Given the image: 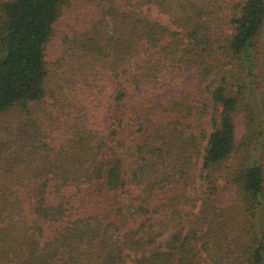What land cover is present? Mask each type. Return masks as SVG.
I'll use <instances>...</instances> for the list:
<instances>
[{"label":"trees","instance_id":"1","mask_svg":"<svg viewBox=\"0 0 264 264\" xmlns=\"http://www.w3.org/2000/svg\"><path fill=\"white\" fill-rule=\"evenodd\" d=\"M0 161V264H264V0H0Z\"/></svg>","mask_w":264,"mask_h":264},{"label":"rangeland","instance_id":"2","mask_svg":"<svg viewBox=\"0 0 264 264\" xmlns=\"http://www.w3.org/2000/svg\"><path fill=\"white\" fill-rule=\"evenodd\" d=\"M122 4H123V3L120 2V1H117V2H116L117 7H119V8L122 6ZM139 9H140V13H141L142 15H145L146 17H148L150 20H154V21H156V22H159V23H161V24L167 26V27L170 28L171 30L174 29V26H173V24H172V22H171L170 17H169L167 14H165V13L159 11V9H158L156 6H154V5H152V4H150V5H144V6L140 7ZM59 42H60V41H58V38H56L55 42H53L54 45L51 47V50H50V51H52L53 53H52V55L50 56V59L52 60V62H53L56 58H58L59 55H60V53H61V52H58V49H59ZM145 87H146V86H145ZM145 87H140V90H139V91L144 90ZM139 91H137V92H139ZM137 92L135 91L133 94H137ZM124 126H125V130H124V132H123V135L126 133L127 124H124ZM119 154H120V156H121V158L123 159L124 164H125V157L123 156L122 153L119 152ZM1 164H2V162L0 161V166H1ZM188 219H189V220H186L184 225H185L187 228H190V227L192 226V219H191V218H188ZM166 238H167V235H165L163 238H161V239H160V244H163V243L165 242Z\"/></svg>","mask_w":264,"mask_h":264}]
</instances>
